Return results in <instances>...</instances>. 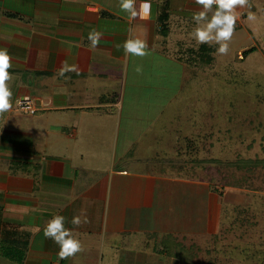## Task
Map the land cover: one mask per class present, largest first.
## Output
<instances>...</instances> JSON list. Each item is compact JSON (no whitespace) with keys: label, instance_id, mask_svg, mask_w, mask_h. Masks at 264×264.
Instances as JSON below:
<instances>
[{"label":"crops","instance_id":"obj_1","mask_svg":"<svg viewBox=\"0 0 264 264\" xmlns=\"http://www.w3.org/2000/svg\"><path fill=\"white\" fill-rule=\"evenodd\" d=\"M148 2V18L133 19L118 0H0V48L12 63V108L0 114V241L15 248L4 254L0 246V264H183L179 240L190 247L209 231L214 212L207 198L198 206V181L162 167L151 173L141 157L130 167L117 162L140 149L132 136L148 128L150 116L141 122L135 113V103L152 98L137 94L147 89L145 65L157 58L207 64L214 48L205 53L209 45L191 35L202 10L195 0ZM164 3L167 32L158 17ZM93 30L97 47L88 39ZM128 38L145 40L149 54H126L119 45ZM65 61L78 74L59 76ZM23 95L35 113L14 107ZM55 215L81 241L74 257L59 259L43 234ZM85 215L87 223H71ZM155 237L165 243L152 244Z\"/></svg>","mask_w":264,"mask_h":264},{"label":"rangeland","instance_id":"obj_2","mask_svg":"<svg viewBox=\"0 0 264 264\" xmlns=\"http://www.w3.org/2000/svg\"><path fill=\"white\" fill-rule=\"evenodd\" d=\"M235 13L227 55L216 54L214 44L207 64L157 58L145 65L147 89L141 86L137 94L152 98L135 103V113L144 117L141 122L150 116L143 123L148 128L132 136L140 149L117 161L129 165L141 157L140 167L151 173L162 167L199 182L197 204L203 207L207 198L214 215L209 231L192 242L195 264H264V168L237 165L240 159H264V0H249ZM250 46L255 48L242 58ZM155 238L152 244L165 243Z\"/></svg>","mask_w":264,"mask_h":264},{"label":"clouds","instance_id":"obj_3","mask_svg":"<svg viewBox=\"0 0 264 264\" xmlns=\"http://www.w3.org/2000/svg\"><path fill=\"white\" fill-rule=\"evenodd\" d=\"M248 2L249 0H195V3L202 9L194 13L192 17L196 27L193 28L191 35L197 45L208 44L211 46L216 44L218 45L216 54L227 55L229 42L236 27L235 9L247 6ZM118 3L120 10L127 13L130 18L135 19L138 16L140 19L148 18L151 9L148 0H143L139 5V11L136 7V0H118ZM249 18L254 17L250 14ZM100 38V33L95 30L88 35L92 47L98 46ZM119 47H122L126 54L132 56L144 57L149 54L146 41L140 38H128ZM11 67L10 54L7 49L0 48V114L12 108V91L8 84L12 79L9 71ZM135 71L139 73L141 68L137 66ZM68 72H77V67L69 65L65 61L58 70V75L65 76ZM71 223L78 227L82 223H87V217L85 215L82 219L80 216H74ZM43 234L58 246L57 256L61 260L74 257L77 253L83 251L81 241L74 236L71 229L65 227V217L62 215H55L49 219L45 224Z\"/></svg>","mask_w":264,"mask_h":264},{"label":"trees","instance_id":"obj_4","mask_svg":"<svg viewBox=\"0 0 264 264\" xmlns=\"http://www.w3.org/2000/svg\"><path fill=\"white\" fill-rule=\"evenodd\" d=\"M166 3H164L163 4V6H162V11H161V13H160V15L158 16L159 17V25L161 26V30L162 31H164V32H167V28H166V19H167V12H166ZM212 47H215V45H211V46H208V47H203L204 48V52L206 53L207 51H206V49L207 50H209V52L211 51V49H212ZM253 48H255V47H253V46H251V47H249V48H247V49H244V50H242V58L245 56V53L246 52H249L250 50H252ZM209 52H207V53H209ZM206 55V54H205ZM208 57H209V59L207 60V61H211L210 59H211V57H212V54L211 53H209V55H208ZM201 59H203V58H201ZM190 144V142L189 143H187V145H189ZM238 166H240V168H251V167H253V166H263V168H264V159H255V160H252V159H246V160H243V159H240V160H238V164H237ZM225 177V176H224ZM227 177H225V179H226ZM225 179H223V181L225 180ZM225 182H227L228 183V185H231L230 184V182H228V181H225ZM232 183H238V181H234V182H232ZM239 184H241L240 182L238 183V185ZM237 185V186H238ZM242 185V184H241ZM172 237V236H171ZM175 239V238H174ZM176 240V239H175ZM1 242L2 241H0V246H3V251H4V254L6 253V251H8V252H10V251H14L13 249H15L14 247H9V246H4L3 244H1ZM179 246H181L182 247V252H181V256L183 257V264H195V262H194V257H195V255L197 254V251H196V247L195 246H193V245H191L190 247H187L186 245H185V243L183 242V241H181V240H179ZM11 248V250H9ZM171 252V251H170ZM10 254V253H9ZM8 254V255H9ZM9 256H12V255H9ZM19 255L17 256V257H11V258H16V259H18V261H20L19 260ZM208 263L209 264H212V261H208Z\"/></svg>","mask_w":264,"mask_h":264},{"label":"built area","instance_id":"obj_5","mask_svg":"<svg viewBox=\"0 0 264 264\" xmlns=\"http://www.w3.org/2000/svg\"><path fill=\"white\" fill-rule=\"evenodd\" d=\"M15 108L23 113L33 114L36 111L34 101L29 95L19 96L15 99Z\"/></svg>","mask_w":264,"mask_h":264}]
</instances>
